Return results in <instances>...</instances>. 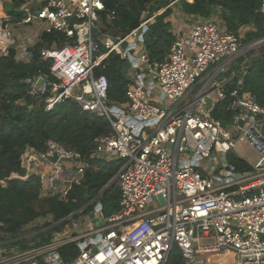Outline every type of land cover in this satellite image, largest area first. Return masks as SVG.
Returning <instances> with one entry per match:
<instances>
[{
	"label": "built area",
	"instance_id": "obj_1",
	"mask_svg": "<svg viewBox=\"0 0 264 264\" xmlns=\"http://www.w3.org/2000/svg\"><path fill=\"white\" fill-rule=\"evenodd\" d=\"M20 1L19 14H13L0 0V56L14 50L16 60L32 62L31 47L44 34H65L62 46L53 41L41 48L49 72L26 78L28 92L46 95L47 110L72 99L109 120L113 131L95 139L92 156L123 161L117 174L120 207L110 216L97 205L91 215L70 217L47 241L39 238L26 247L3 243L0 264H165L175 247L186 264H264V106L250 91L236 88L229 108L239 112L225 125L208 105L212 94L217 101L225 98L224 87L237 70L225 73L264 38L245 43L222 21L200 17L186 40L175 39L164 60L151 63L144 34L162 9L130 33L114 35L102 20L103 0ZM114 17L112 12L108 20ZM112 53L141 68L124 102L110 100L107 76L95 74ZM242 141L258 153L250 170L237 171L225 161L227 173L216 160L207 162ZM30 156L53 165L46 177L52 184L63 181L68 166L71 183L80 182L88 165L80 153L53 140L46 151ZM68 188L54 187L46 195L63 196ZM69 244L80 251L66 261L62 249ZM231 250L234 261L209 263Z\"/></svg>",
	"mask_w": 264,
	"mask_h": 264
},
{
	"label": "trees",
	"instance_id": "obj_2",
	"mask_svg": "<svg viewBox=\"0 0 264 264\" xmlns=\"http://www.w3.org/2000/svg\"><path fill=\"white\" fill-rule=\"evenodd\" d=\"M175 0H103L105 10L102 20L106 30L114 35H126L137 28L146 18L160 9L148 24L144 43L151 63L164 60L176 36L170 31L169 15ZM20 0L6 3L10 13L17 11ZM177 7L184 14L209 18L217 9L221 20L229 31L240 33L245 29L244 42L251 43L264 38V0H177ZM115 17L108 20V15ZM57 41L62 46L66 36L62 32L46 33L31 47L34 59L25 63L15 58L14 50L0 56V246L20 244L26 247L39 236L47 241L55 230L60 229L70 217L91 215L97 205L104 216L119 210L120 187L116 183L100 193L118 174L123 161L107 162L92 156L95 139L109 134L113 128L108 119L83 110L69 99L46 109V95H32L25 79L39 73H48L50 61L41 58V48ZM248 59V60H247ZM129 63L115 53L109 55L103 65L95 70L104 74L110 84L109 99L117 102L127 100L126 91L132 82ZM237 74L225 87V98L216 101L212 115L223 124H229L238 114L230 109L231 92L238 88L254 94L264 106V42L246 56L237 60L229 73ZM49 140L58 142L67 149L75 150L87 162L80 182H72L65 195H42V178L33 174L27 179L11 178L13 173L25 174L22 155L28 147L39 152L48 148ZM237 171L250 170L251 164L239 155L230 158ZM42 216H51L53 221L44 224L33 237H22L21 233L32 221ZM80 249L69 244L63 247L66 261L74 259ZM165 264H186L178 247L173 248Z\"/></svg>",
	"mask_w": 264,
	"mask_h": 264
},
{
	"label": "crops",
	"instance_id": "obj_3",
	"mask_svg": "<svg viewBox=\"0 0 264 264\" xmlns=\"http://www.w3.org/2000/svg\"><path fill=\"white\" fill-rule=\"evenodd\" d=\"M2 3L8 1V0H1ZM177 0L173 1L172 7H173V12L169 15L168 20L171 22V29L170 31L176 36V39L181 38V39H187L190 28L194 24L195 21L201 19L200 17H197L196 15H189V14H184L181 12V10L177 7ZM164 8L162 9V11ZM211 18H215L219 21L221 20V11L220 9H217L214 13V15L211 16ZM242 31V30H241ZM129 66L131 69H134L135 73H131L132 79L137 75L136 69L129 63ZM133 74V75H132ZM230 73H225V76H229ZM209 104H210V109H213V105L216 103L217 98L215 94H212L209 98ZM208 104V105H209ZM37 151V150H36ZM25 152L27 153V159L28 162H26L24 165H22L25 174L21 175L19 173H13L14 178H22V179H27L29 176L33 174L40 175L42 178V194L46 195L48 192L53 190L54 187L56 188H63L66 186H69L71 184V179H72V169L65 168V171L63 172L62 180L57 181L55 184L48 183L46 180V177L49 176L54 167L52 164L45 162L38 156H30L32 153H35V149L32 147H28ZM217 155V154H216ZM32 157V158H31ZM216 157L214 156L213 159H210L211 162H215ZM246 160V159H245ZM247 161V160H246ZM205 172V171H204ZM51 220V219H50ZM50 222V221H48ZM94 224V222H93ZM91 225V224H89ZM41 237L38 236L37 239Z\"/></svg>",
	"mask_w": 264,
	"mask_h": 264
},
{
	"label": "rangeland",
	"instance_id": "obj_4",
	"mask_svg": "<svg viewBox=\"0 0 264 264\" xmlns=\"http://www.w3.org/2000/svg\"><path fill=\"white\" fill-rule=\"evenodd\" d=\"M7 2L10 3V0H8ZM17 10H19V9H17ZM241 30L242 31H240V34L244 37V35H245V29H241ZM233 66L231 67V69L229 70V72L232 70ZM128 69H129V72L130 73H133V74L135 73L134 69H131L130 66L128 67ZM146 80L152 82V79H151L150 76H148ZM187 99L188 98H186L185 101ZM209 100L210 99H208V104H209ZM209 106H210V104H209ZM228 146L229 147H228L227 150L222 148V152H218L217 155L216 154L214 155L216 157V163L217 164H221L222 169L224 170V172H227V173L229 172L228 168L225 167L224 162L227 161V163L229 164L230 163V158L232 156H234V155H239L240 157L246 159L249 163L255 162L256 158L258 157V153L255 151V149L252 148L248 143H246L244 141L238 143L237 149L232 148V146H230V145H228ZM220 156H222V157L220 158ZM210 159L211 158H209L207 160V162H209ZM200 170L202 171V170H205V169L202 168V167H200ZM207 170L211 171V167H208ZM48 221L52 222L53 221V218L51 216H47V217L46 216H42V217H39L36 220L30 222L25 227V229L22 231V233H21L22 237H27V236L28 237H33L38 232V229H40L44 224L50 223ZM94 223L95 224H93V225L100 224L99 221L94 222ZM88 226L89 227H92L91 225H88ZM37 238H36V240L35 239H32L30 242H36L37 241ZM234 259H235V253H234L233 250H231V252L229 253V255H226L225 253L215 254L214 258H209V263H211L212 261H215V262H226V261L227 262H230V261H234Z\"/></svg>",
	"mask_w": 264,
	"mask_h": 264
},
{
	"label": "water",
	"instance_id": "obj_5",
	"mask_svg": "<svg viewBox=\"0 0 264 264\" xmlns=\"http://www.w3.org/2000/svg\"><path fill=\"white\" fill-rule=\"evenodd\" d=\"M146 71H148V69H146ZM136 72H137V74H138L139 72H141V68L137 67V68H136ZM238 112H239V110H238ZM241 124H242V121H241ZM262 132H263V134H264V125H263V127H262ZM57 159H58V155H57V153H55L53 156H51V160H52L53 162H56ZM117 180H118V179H117V176L114 177L113 180L107 185V187H106V188L100 193V195H101L102 193H104L105 191L109 190L111 187H113V186L117 183ZM160 198H161V200L164 202V198H163L162 195H160ZM99 208H101L100 205H99Z\"/></svg>",
	"mask_w": 264,
	"mask_h": 264
}]
</instances>
